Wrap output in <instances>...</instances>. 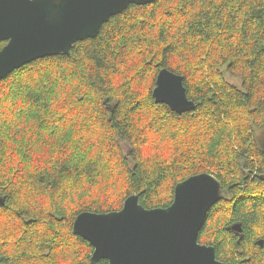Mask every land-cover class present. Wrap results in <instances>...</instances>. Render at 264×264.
<instances>
[{
  "label": "clouds",
  "instance_id": "obj_1",
  "mask_svg": "<svg viewBox=\"0 0 264 264\" xmlns=\"http://www.w3.org/2000/svg\"><path fill=\"white\" fill-rule=\"evenodd\" d=\"M35 2L36 0H28L29 4ZM132 5L136 4L130 3L122 12H119L123 13L127 9L128 13L109 24L103 34L104 42L92 46L88 51L89 59L85 60L83 65L80 61L85 56L86 50L81 48L78 55L70 57L64 65L60 66L61 69L66 68V71L62 74L57 72L44 80L48 88L55 90L53 95L63 90L65 95L71 93L77 100L81 96H86L87 104L81 103L77 106V110L86 109L88 118L81 117L80 121H77L75 130L77 134L61 139V133L57 132L54 139H49V134L45 131L37 143L35 132L28 131L26 135L17 137V143H9L8 155L0 160V196L7 197L9 201L6 208H0V257L7 258L0 260V264H89L92 249L78 242L77 236L80 235L83 240L89 239L84 234L73 233L71 230L72 220L84 208L85 202H92L91 209L96 214L80 216L79 221L82 218L94 221L105 219L113 215L110 212L105 213V208L122 204L125 200L127 204L129 201H134L137 208L151 213L154 211L145 210V207L139 206L137 201L143 200L146 208L151 209L158 207L157 201L161 196H167L169 199L172 197L171 185L175 181V175H169L171 170L166 167V162H170L171 155L168 150L183 138V134L173 141L169 138V132L175 129H170L167 121H154L153 113L156 109L147 87L151 82L152 74L142 80L138 74L139 63H134V56H127L132 40L141 35L139 31L130 32V26H138L139 21L147 20L151 13V9H133L130 7ZM205 7L220 8L221 19L216 23L222 24L230 17L235 18L231 24L236 32V40L239 39L240 30L247 25V47L244 51L248 55L244 59L257 60L261 69L260 78L264 79V54L258 55L260 50L264 49V24L259 20L250 22L253 12L264 10V0H206ZM158 20L159 17H157ZM183 31L186 32L188 29L184 28ZM110 35L114 37L111 41L113 54H110L105 46ZM201 39L200 36L190 39L187 51L179 49L186 59L176 61L173 57L172 66L176 67L179 63H185L196 67L197 62L203 60L204 53L208 51L207 46H203L199 51L195 50ZM4 40H8L9 45L0 48V53H3L12 43L11 37ZM73 42L66 50L48 56L67 55ZM172 42L171 39L167 41V43ZM167 43L161 44L160 47H166ZM137 51L142 49L137 48ZM91 57H95V60ZM95 61H100V64L98 65ZM208 64H211V60L202 65L203 71L197 74L193 83L204 78L209 70ZM37 67L43 70L46 66L38 65ZM18 68H14L11 72H15ZM115 69H118L120 74L114 75ZM177 70L185 74L184 69ZM252 70V68L246 69L245 75L247 76ZM162 75L164 80L173 79L168 73ZM22 79L24 83H27L26 74H22ZM39 83L38 77L21 95H27ZM141 89H143V96L140 94ZM176 94L180 95L178 86ZM63 98L64 96L61 95L60 99ZM16 99L18 103H22L19 96ZM138 99L143 103L129 113V109ZM156 99H160V93H156ZM106 100L112 107L104 103ZM47 102L45 98L40 101V105L43 106ZM58 102V100L53 101L52 108L48 111L52 112ZM30 105L31 101H29ZM69 107L73 105L70 104ZM116 108L120 109V114L110 117L109 112L115 111ZM16 111L19 112L20 109L17 108ZM45 115L46 113L40 109H32L31 125L34 127L37 117ZM61 115L60 112H54L50 119L55 121ZM25 118H28L27 108L20 120L16 121L18 125L16 131L24 127ZM7 119H9L8 109H0V124ZM11 119H15V116ZM81 122L91 126L92 132L86 134L80 131ZM64 123L67 124V120ZM97 129H102L103 134L94 135ZM11 135L12 132H9V140ZM88 135L93 136L91 143H76L80 136L87 138ZM25 143L27 147L22 148ZM125 144L133 150L130 155L128 151H121L117 147V145ZM17 149H21L27 159L24 155L17 153ZM9 157L12 159L10 160ZM124 157L131 161V165L124 160ZM136 166L139 168L138 174L129 176L128 172ZM160 172H164L165 178L157 183ZM166 188L169 191L165 192ZM178 188H175V203ZM126 206L119 214L125 211ZM49 214L52 217L67 216L68 219L64 222L63 228H55V231L61 232V235L55 236L52 231H48L45 235V228L42 226L29 230L24 225V221L33 219H40L47 223ZM261 238H264V227L249 225L245 250L252 249L256 240ZM223 239V235L218 234L216 244L231 248V244H221ZM50 243L60 247L52 254L53 259H41L48 252V248L44 247L40 250L39 246ZM216 244L208 250L201 249L211 253L212 264L214 258L211 249H214ZM232 255L238 256V253L233 252ZM108 260L111 262L110 259Z\"/></svg>",
  "mask_w": 264,
  "mask_h": 264
},
{
  "label": "trees",
  "instance_id": "obj_2",
  "mask_svg": "<svg viewBox=\"0 0 264 264\" xmlns=\"http://www.w3.org/2000/svg\"><path fill=\"white\" fill-rule=\"evenodd\" d=\"M206 0H154L152 3L139 6H130L133 9H151L147 20H140L139 25L130 26L131 31H139L141 35L132 40V46L128 49L127 56L135 57L134 63H139V75L141 79H146L152 74L151 82L148 84V94L153 100L156 111L153 113L154 121H167L170 129L169 138L176 141L181 134L183 138L168 151L171 153L170 162H166L169 175H175V181L171 185L172 197L161 196L157 201L158 207L168 208L174 201L176 186L188 178L202 173L214 174L222 184L223 198L209 211L203 229L199 234V242L208 246L216 244L218 234H222L224 239L221 244H231L232 247H221L216 244L215 251L217 259L226 264H264V238L257 239L252 249L245 250V242L249 233V225L264 227V136H258L257 131H264V79L260 78L261 69L257 60H245L248 55L244 51L247 47L248 37L247 25L240 30L239 39L236 40V32L232 27L231 21L235 18L230 17L224 23H216L220 20V8L205 7ZM129 10H125L104 24L99 35L74 44L69 55H58L39 59L27 64L13 72L5 80L0 82V109L7 108L9 119L0 124V160L8 155L9 143H17V137L26 135L28 131H34L39 143L43 132L47 131L49 139H54L57 132L61 133V139H67L71 135H76L77 121L81 117L87 119L86 109L77 110L81 103L87 104L86 96H81L77 100L71 93L65 95L64 91L53 95L54 89L48 88L44 80L50 78L57 72L66 71L61 69L70 57L79 54L84 48L85 56L81 58L80 64L89 59L88 51L93 45L103 41L105 29L114 19L126 15ZM157 17L159 20L157 21ZM259 20L264 24V10L255 11L250 18V22ZM187 28L188 31H183ZM202 37L200 44L195 47L199 51L203 46H207L208 51L204 53V59L197 62L196 67L191 64L179 63L173 67V57L176 61L185 60L183 52L179 49L189 50L188 41L195 37ZM215 36V38H213ZM179 37V39H176ZM131 39V37H129ZM171 39L172 43H167ZM113 36L108 37L105 42L110 54H113L111 41ZM234 41H236L234 43ZM210 42V43H209ZM167 43L166 47H160ZM6 42H0L3 48ZM137 48L142 51H137ZM159 48V52H157ZM215 54V55H214ZM264 54V49L258 55ZM116 55H119L116 53ZM115 58V57H114ZM95 60V57H91ZM211 60L208 64V72L202 80H195L197 74L203 71L202 65ZM98 65L100 61H95ZM46 66L41 70L37 66ZM252 68V72L245 75L246 69ZM162 69H168L173 73L183 77L184 87L190 101L196 104V109L183 114L174 112L166 104H157L153 96L156 87L157 77ZM177 69H184L185 74H181ZM22 74L27 75V83L23 82ZM120 74L118 69L114 70V75ZM227 76L236 78L240 85L232 83ZM39 77L40 83L35 89L29 91L27 95L21 93L29 88ZM67 79V77H65ZM123 87V85H120ZM143 96V89H141ZM63 95L64 98L60 99ZM21 98L22 103L17 102V97ZM47 99L43 106L40 101ZM58 100L52 112V102ZM29 101L31 105L29 106ZM106 105L112 107L109 102ZM143 103L136 100L129 113L134 111ZM73 107H69V105ZM20 111L17 112L16 109ZM25 108L28 109V118L24 119V127L16 131ZM32 109H40L46 113L45 116H38L37 123L33 127L30 123ZM67 109V110H65ZM54 112L62 113L55 121L50 117ZM120 114V109L109 112L110 117ZM15 116V119H11ZM67 120V124L64 121ZM80 131L86 134L92 132L89 125L80 123ZM9 132H12L10 140ZM103 130L97 129L94 135H102ZM93 136H80L76 141L91 143ZM59 144V141H57ZM23 144L22 148H26ZM121 151H133L125 145H117ZM17 153L24 155L21 149ZM27 159V156L24 155ZM11 160L12 158L9 157ZM124 160L131 165V161L124 157ZM14 163V161H12ZM11 171V169H10ZM22 171V169H19ZM19 171L16 173L19 174ZM139 168H132L128 175L138 174ZM165 178L164 172L158 173L157 183ZM169 189H165V192ZM3 203L0 208L8 206V198L0 196ZM126 201V200H125ZM122 204L108 206L105 213L120 211ZM140 204L146 208L145 202L139 200ZM91 201L85 202V206L78 213L94 212L91 209ZM118 209V210H117ZM148 209V208H147ZM154 209V208H151ZM72 220L73 224L77 216ZM47 223L40 219L26 220L24 225L31 230L42 226L45 228V235L52 231L53 235L59 236L61 232H56L55 228H63L67 216L52 217ZM240 224L242 233L233 230V225ZM74 233V232H73ZM80 243H84L92 249L93 246L81 236H77ZM40 250L48 248L41 259H53V253L60 247L55 243L40 245ZM238 253L233 256L232 253ZM89 264H91V258ZM7 258L0 257V260ZM100 264H109L108 260L100 261Z\"/></svg>",
  "mask_w": 264,
  "mask_h": 264
},
{
  "label": "water",
  "instance_id": "obj_3",
  "mask_svg": "<svg viewBox=\"0 0 264 264\" xmlns=\"http://www.w3.org/2000/svg\"><path fill=\"white\" fill-rule=\"evenodd\" d=\"M153 1L36 0L29 4L28 0H0V40L12 39L11 45L0 53V82L11 75L14 68L51 57L48 55L66 50L73 41L72 48L79 41L97 37L103 25L122 14L119 12L130 3L144 6ZM0 42H6L4 47L9 45L8 40ZM164 73L173 79L164 80ZM177 86L180 95L176 94ZM156 93H160V99H156ZM153 96L157 104H166L178 114L196 109L187 96L183 77L168 69L159 72ZM176 188V203L174 195L168 208H145L154 211L151 213L137 208L134 201L127 204L126 200L123 213L119 214L122 208L102 220L82 218L79 221L80 216L94 215V212L78 215L73 232L84 234L93 246L91 264L108 259L112 264H212L211 253L201 250L211 246L201 244L199 234L209 211L223 198L222 184L214 174L202 173L179 183ZM137 204L144 207L139 200ZM232 228L242 233L240 224ZM211 250L213 264H226L217 259L215 248Z\"/></svg>",
  "mask_w": 264,
  "mask_h": 264
},
{
  "label": "rangeland",
  "instance_id": "obj_4",
  "mask_svg": "<svg viewBox=\"0 0 264 264\" xmlns=\"http://www.w3.org/2000/svg\"><path fill=\"white\" fill-rule=\"evenodd\" d=\"M228 79L230 78L232 83L236 84V85H240V81L236 78H233V77H230V76H227ZM257 134L258 136H264V131H257ZM125 151H126V147H124Z\"/></svg>",
  "mask_w": 264,
  "mask_h": 264
},
{
  "label": "bare ground",
  "instance_id": "obj_5",
  "mask_svg": "<svg viewBox=\"0 0 264 264\" xmlns=\"http://www.w3.org/2000/svg\"><path fill=\"white\" fill-rule=\"evenodd\" d=\"M193 102V101H192ZM196 105V104H195Z\"/></svg>",
  "mask_w": 264,
  "mask_h": 264
}]
</instances>
